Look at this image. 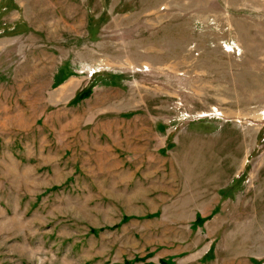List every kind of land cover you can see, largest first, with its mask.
<instances>
[{"label": "rangeland", "instance_id": "374dc122", "mask_svg": "<svg viewBox=\"0 0 264 264\" xmlns=\"http://www.w3.org/2000/svg\"><path fill=\"white\" fill-rule=\"evenodd\" d=\"M0 264H264V0H0Z\"/></svg>", "mask_w": 264, "mask_h": 264}]
</instances>
